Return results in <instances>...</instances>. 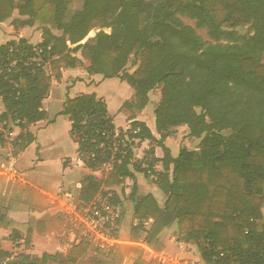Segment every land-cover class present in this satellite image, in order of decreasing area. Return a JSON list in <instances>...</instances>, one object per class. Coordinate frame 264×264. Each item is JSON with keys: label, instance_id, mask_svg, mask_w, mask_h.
<instances>
[{"label": "trees", "instance_id": "1", "mask_svg": "<svg viewBox=\"0 0 264 264\" xmlns=\"http://www.w3.org/2000/svg\"><path fill=\"white\" fill-rule=\"evenodd\" d=\"M80 1L81 9L69 13L70 0H0V23L17 9L28 17L21 25L38 23L43 30L41 45L53 44L51 54L43 58L51 59V67L61 62L73 67L76 60L70 54L80 52L89 63V73L125 81L134 92L137 108L145 107L148 94L159 89L154 116L160 140L155 141L141 122L131 124L130 138L161 145L173 129L186 126L189 137L200 140L196 151L183 148L175 159L161 145L164 170L156 184L165 200L162 208L151 195L133 200V214L139 221L135 236L146 234L147 240L148 234L142 233L144 219L161 226L175 222L179 239L199 249L202 264H264V0H239L237 8H232V16L241 13L243 22L252 23V34L243 35L221 30L212 15L215 3L227 0ZM178 16L195 20L211 39L227 44L203 48ZM48 28L61 36H53ZM93 29H99L95 37L79 44ZM11 44L0 48V54ZM131 61L136 65L129 72ZM23 70L19 97H5V111L0 115V121L7 125L17 121L22 130L14 142L17 151L31 142V135L23 132L45 118L41 103L51 82L42 66ZM60 115L71 123L70 137L78 153L90 147L91 132H98L94 137L100 141L101 133L114 128L105 103L94 94L68 99ZM132 156L130 149L104 183L85 177L78 200L89 202L103 185L119 186L121 179L133 177L128 168ZM84 163L95 171L88 160ZM113 196L112 203H118ZM255 220L261 225H255ZM88 249L79 244L58 264H76ZM213 250L226 255L214 261ZM116 252L107 254L109 262L94 264H117ZM10 256L0 250V264ZM56 258L20 255L15 264H48Z\"/></svg>", "mask_w": 264, "mask_h": 264}, {"label": "crops", "instance_id": "2", "mask_svg": "<svg viewBox=\"0 0 264 264\" xmlns=\"http://www.w3.org/2000/svg\"><path fill=\"white\" fill-rule=\"evenodd\" d=\"M27 19V16H21L17 9H13L11 17L0 23V48L16 40L33 46L42 44L43 30L38 23L20 24ZM48 29L53 36L62 34L56 29ZM97 32L99 29L91 30L79 44L93 39ZM104 32L109 33L110 30ZM70 55L76 60L73 67H66L62 62L58 66H48L50 88L41 103L45 118L31 124L23 132L31 135V142L23 150L17 151L14 142L22 132L20 127L6 125L0 132V215L4 217L0 220V250L11 255L3 264H15L20 255L57 257L48 264H58L61 258H67L77 245L73 244L72 234L59 217L57 193L61 189L73 201L79 196L77 191L82 188L85 177L92 176L103 183L107 178L105 174L77 162L78 145L70 137L71 123L67 117L60 115L68 99L94 94L105 103L115 129L125 131L131 128L133 122H141L150 130L155 141L160 140L154 116L160 90L155 91L157 101L151 111L152 92L148 94L146 106L137 108L134 105V92L125 81L91 74L88 72L89 63L81 57L80 52ZM57 58L54 57L53 61ZM104 87L113 88L115 94H104ZM172 131L161 141L170 158H177L183 148L197 150L200 140L189 137L186 126ZM161 145L135 139L132 142L133 160L128 165L133 177L121 179L119 186H102V189L109 191L111 200L115 195L124 208L120 222L121 245L115 254L117 264H134L137 260L143 264H161L158 257L166 259L164 264H178L181 261L202 264L199 249L179 239L175 222L161 226L153 219H144L142 233H147L148 238L143 246L137 245L142 236L136 237L133 232L139 223L133 214V200L151 195L160 208L165 200L156 184L158 174L164 170ZM262 215L264 220V212ZM89 253L88 249L76 264L83 261H87L86 264L109 262V256L105 253L93 252L95 257H90Z\"/></svg>", "mask_w": 264, "mask_h": 264}, {"label": "built area", "instance_id": "3", "mask_svg": "<svg viewBox=\"0 0 264 264\" xmlns=\"http://www.w3.org/2000/svg\"><path fill=\"white\" fill-rule=\"evenodd\" d=\"M53 46L21 44L20 40L12 42L6 50L0 54V115L5 111L4 98L12 94L17 99L24 87V74L30 67H41L44 57H48ZM25 71V72H24ZM17 121L14 124L17 125ZM7 125L5 121H0V132ZM133 133H139V130ZM98 132H91L90 146L87 150L78 153L77 162L85 164L88 160L90 164L96 166L95 172H100L108 176L114 171L115 164H120V160L132 149L134 138H130V129L119 131L115 128L110 132L101 133L102 140L98 141L94 136ZM85 141V140H84ZM61 196V197H60ZM59 204V217L65 222L68 231L73 236L75 245L86 244L89 250L97 253H113L121 245L120 222L124 215V208L120 203H112L110 195L97 194L89 202L72 201L65 196L64 191L59 189L57 193ZM257 226L261 225L258 220L253 221ZM249 233L244 230V235ZM146 234L138 240L139 246L146 242ZM264 242V235H263ZM226 252L220 250L212 251V259L217 261L223 258ZM158 262L164 264L165 258L158 257ZM178 264H198L195 261H181Z\"/></svg>", "mask_w": 264, "mask_h": 264}, {"label": "rangeland", "instance_id": "4", "mask_svg": "<svg viewBox=\"0 0 264 264\" xmlns=\"http://www.w3.org/2000/svg\"><path fill=\"white\" fill-rule=\"evenodd\" d=\"M157 1L158 0H146V2H149V3H152V4H155ZM238 4H239V0H227V1H224V2H220L219 1V2L215 3V7L213 8L212 15L214 16V18L216 19L217 23L221 27L220 28L221 30H224V31L234 30L235 32L239 33L240 35H243V34H246V33L252 34V32H253L252 31V23L243 22V19H242L241 15H240L241 13L233 15V16L231 15L232 8H237ZM81 6H82V3L80 2V0H70L69 5H68V12L72 13V12H74L76 10H79V9H81ZM230 16H232L230 21H226ZM178 20L182 23V25H184L185 27H188V28H190L191 30L194 31L195 35L200 39V42H201L203 48H207L209 46H214V45H217V44H222V45L227 44L226 41H221V40L220 41H215V40L211 39L208 36L207 29L198 28L196 26V21L192 20L191 18H188L186 16H178ZM262 60L264 62V54H263ZM50 62H51V59H49L47 61H44V59L42 60V67H43V70L45 71V73H48V69H49L48 66H49V64H51ZM135 65H136V62L134 63V61H133V63H132V61H131L130 64L128 65V71L132 72L134 70L133 68L135 67ZM104 88H105V89H103L104 90V94H107L108 96H113L115 94V91H114L113 88H111V87H107V88L104 87ZM156 90H159V89H156ZM156 90L152 91L150 111L152 110V108H154L156 106L155 104H156L157 100H156V97L154 96ZM159 101H160V99H159ZM200 111H201L200 109H196L197 113H199ZM11 125H13V124H11V122H10L8 124V127H10ZM131 148H132V146H131ZM132 154H133V152H132ZM132 160H133V156L131 158V161ZM150 171L153 172V170L151 168H150ZM79 190H81V189L79 188ZM79 190L77 191L78 194L80 192ZM100 193L102 195L110 194L109 191H105L102 188L100 190ZM78 198H79V196H76V198L73 201L74 202L78 201ZM263 212H264V208L261 209V213L262 214H263ZM123 232H125V230H123ZM73 244H74V242H73ZM128 248L132 249V247H128ZM116 251H117V249H116ZM89 256L90 257H95V254L93 253V251L90 250ZM98 256H99V254H98ZM16 259H18V258H16ZM86 262L87 261H83L80 264H84V263L86 264Z\"/></svg>", "mask_w": 264, "mask_h": 264}]
</instances>
